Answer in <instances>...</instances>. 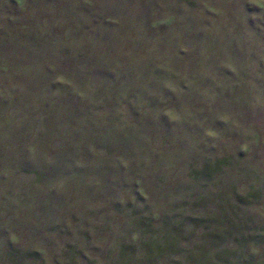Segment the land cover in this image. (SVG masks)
<instances>
[{
	"label": "rangeland",
	"instance_id": "rangeland-1",
	"mask_svg": "<svg viewBox=\"0 0 264 264\" xmlns=\"http://www.w3.org/2000/svg\"><path fill=\"white\" fill-rule=\"evenodd\" d=\"M0 264H264V0H0Z\"/></svg>",
	"mask_w": 264,
	"mask_h": 264
}]
</instances>
